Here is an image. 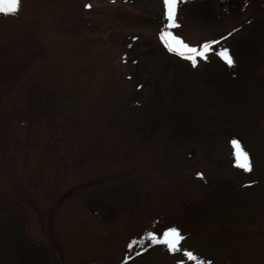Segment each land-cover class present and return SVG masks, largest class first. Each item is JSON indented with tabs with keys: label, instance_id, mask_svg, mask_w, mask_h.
Instances as JSON below:
<instances>
[{
	"label": "rangeland",
	"instance_id": "obj_1",
	"mask_svg": "<svg viewBox=\"0 0 264 264\" xmlns=\"http://www.w3.org/2000/svg\"><path fill=\"white\" fill-rule=\"evenodd\" d=\"M227 1L0 12V264H264V0Z\"/></svg>",
	"mask_w": 264,
	"mask_h": 264
},
{
	"label": "snow or ice",
	"instance_id": "obj_2",
	"mask_svg": "<svg viewBox=\"0 0 264 264\" xmlns=\"http://www.w3.org/2000/svg\"><path fill=\"white\" fill-rule=\"evenodd\" d=\"M178 0H163V4L167 9V18H168V28L175 27V12L177 8ZM20 4V0H0V12L2 13H16ZM161 39L168 46L170 51H177L180 54H184L185 52L188 54L187 58L192 60V62L196 63V58L200 57L202 59H207V54L212 50V46L210 44H204L202 49L198 50L194 47H189L184 41L177 36L173 35L169 31H164L161 34ZM221 58L228 64H233V58L229 54L228 50L225 49L219 53H217ZM233 146L236 148V158L238 162V166L245 169L246 171H251V164L249 162L248 154L244 152L240 148L239 142L233 140ZM200 175V174H198ZM148 239L151 241L153 245H164L168 248L169 251L177 252L181 251L180 244L183 240V236L180 234L178 230L175 228L164 231L160 237H157L154 234H149ZM133 243H130L129 247H133ZM143 245L144 241L141 240L139 242ZM184 255L192 261H196L197 257L193 255L190 251H185ZM203 264V262H200Z\"/></svg>",
	"mask_w": 264,
	"mask_h": 264
},
{
	"label": "trees",
	"instance_id": "obj_3",
	"mask_svg": "<svg viewBox=\"0 0 264 264\" xmlns=\"http://www.w3.org/2000/svg\"><path fill=\"white\" fill-rule=\"evenodd\" d=\"M202 1H204V0H202ZM236 1L237 0H228L227 1V5H228V10H230V12H232V10H235V8L234 7H232V6H234L235 5V3H236ZM226 14V13H225ZM145 251V250H144ZM143 251V252H144Z\"/></svg>",
	"mask_w": 264,
	"mask_h": 264
}]
</instances>
